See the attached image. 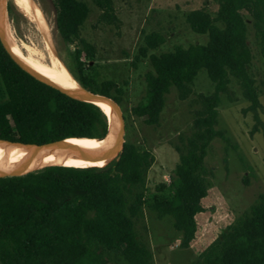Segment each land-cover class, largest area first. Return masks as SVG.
I'll use <instances>...</instances> for the list:
<instances>
[{"label": "trees", "instance_id": "trees-1", "mask_svg": "<svg viewBox=\"0 0 264 264\" xmlns=\"http://www.w3.org/2000/svg\"><path fill=\"white\" fill-rule=\"evenodd\" d=\"M95 1L111 9L110 0ZM8 3L10 13L16 6L13 0ZM88 13L83 2L57 0V29L66 43L77 42L76 71L70 67L69 71L84 89L121 104L122 88L87 72L96 55L95 47L80 36ZM244 14L253 19L264 58V0H221L217 21L222 26L203 10L187 17L195 33L209 36L207 44L150 56L152 71L146 75L145 97L132 109L146 124L157 125L173 87L188 92L202 70L215 84V92L202 97L190 149L181 156L185 174L177 175L180 182L169 197L149 202L159 216L172 217L185 248L195 240L196 216L204 211L207 178L212 173L205 158L210 142L223 137L216 128L218 107L231 76L241 82L252 107L258 104L249 73L253 55ZM145 42L139 51L144 58L164 39L151 34ZM108 132L109 119L99 106L32 76L15 62L0 38V140L44 145L102 138ZM115 156L98 167L49 166L0 177L1 264H111L97 253L98 248L120 255L126 264H151L152 254L138 238L135 219L143 216L146 174L154 156L129 143ZM196 264H264V195Z\"/></svg>", "mask_w": 264, "mask_h": 264}, {"label": "rangeland", "instance_id": "rangeland-1", "mask_svg": "<svg viewBox=\"0 0 264 264\" xmlns=\"http://www.w3.org/2000/svg\"><path fill=\"white\" fill-rule=\"evenodd\" d=\"M24 1L45 17L58 55L75 72L77 42L66 43L57 29V0ZM78 1L89 8L80 36L95 47L96 54L90 64L92 69L87 72L96 73L100 81L111 80L124 90L120 106L126 122L125 143L150 151L154 156L146 174L143 216L135 219L138 238L150 250L151 264H196L264 195V58L253 19L244 14L253 55L249 73L254 80L258 104L252 107L241 82L231 76L218 107L216 128L223 137L210 142L205 158L206 168L212 173L207 178L204 211L196 216L195 240L185 248L181 245L183 235L175 228L172 217L159 216L149 207V202L169 197L180 182L178 177L185 174L180 159L190 149L189 140L203 109L202 97L213 94L215 84L202 70L188 92L173 87L166 96V106L157 125L146 124L144 119L133 115L132 109L145 97L146 75L152 71L150 56L173 52L177 47L187 49L207 44L209 36L195 33L187 17L203 10L222 26L217 21L221 0H110L108 10L95 0ZM8 2L6 10L17 46L28 58L51 65L53 54L37 24L16 4L8 13ZM151 34L160 35L164 42L157 49L149 50L144 58L139 51ZM82 58L86 60L85 55ZM97 253L111 264H126L120 255L109 254L102 248Z\"/></svg>", "mask_w": 264, "mask_h": 264}, {"label": "bare ground", "instance_id": "bare-ground-1", "mask_svg": "<svg viewBox=\"0 0 264 264\" xmlns=\"http://www.w3.org/2000/svg\"><path fill=\"white\" fill-rule=\"evenodd\" d=\"M14 2L27 17L37 24L47 48L53 54V63L51 65L50 63L45 64L23 54L16 44V38L9 22L6 0H2L0 29L12 52L32 71L44 79L65 89L80 91L82 89L80 84L71 74L54 47L53 35L45 17L24 0H14ZM95 103L107 115L110 134H113L120 124L119 116L108 105L100 101H95ZM69 145L71 148L60 150ZM120 148L119 140L108 144L85 139H67L40 149L23 148L22 146L0 142V177L22 175L49 166L98 167L118 154Z\"/></svg>", "mask_w": 264, "mask_h": 264}, {"label": "water", "instance_id": "water-1", "mask_svg": "<svg viewBox=\"0 0 264 264\" xmlns=\"http://www.w3.org/2000/svg\"><path fill=\"white\" fill-rule=\"evenodd\" d=\"M2 5V0H0V8ZM0 38L2 40V43L4 44L5 48L8 50V52L10 53V55L12 56V58L15 60V62L21 66L25 71H27L28 73H30L32 76H34L35 78H37L38 80L60 90L61 92L67 94L68 96L78 99V100H82V101H87L90 103H94L95 105H97L95 103V101H100L106 105H108L110 108H112L117 115L120 118V124L118 126V129L113 133L110 134V130L108 132V134L102 138H77V139H87V140H91V141H97V142H105V143H114L117 142L118 140L120 141V151L118 152L117 155H119V153L121 152V150L124 147L125 144V132H126V122H125V116L124 113L122 111V108L120 106V104L114 100L111 97H108L106 95L103 94H99V93H93L89 90L84 89L81 85V90L80 91H72L69 89H65L63 87H60L59 85H56L46 79H44L43 77H41L40 75H38L37 73H35L34 71H32L23 61H21L11 50V48L9 47L8 43L6 42L1 29H0ZM77 81V80H76ZM78 82V81H77ZM98 106V105H97ZM0 142L2 143H8V144H13V145H18V146H22L23 148H34V149H40L43 147H48L53 145L54 143H50V144H44V145H36V144H24V143H20V142H11V141H6V140H0ZM66 148H71V146H66L61 148L60 150H66Z\"/></svg>", "mask_w": 264, "mask_h": 264}]
</instances>
